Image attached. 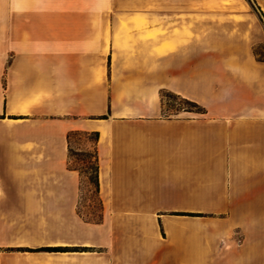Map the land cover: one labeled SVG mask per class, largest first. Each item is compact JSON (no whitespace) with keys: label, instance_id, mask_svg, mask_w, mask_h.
Here are the masks:
<instances>
[{"label":"crops","instance_id":"0c3cea01","mask_svg":"<svg viewBox=\"0 0 264 264\" xmlns=\"http://www.w3.org/2000/svg\"><path fill=\"white\" fill-rule=\"evenodd\" d=\"M250 1L0 0V264H264ZM162 91L201 111L164 113ZM72 132L98 134L100 223L77 212Z\"/></svg>","mask_w":264,"mask_h":264},{"label":"rangeland","instance_id":"374dc122","mask_svg":"<svg viewBox=\"0 0 264 264\" xmlns=\"http://www.w3.org/2000/svg\"><path fill=\"white\" fill-rule=\"evenodd\" d=\"M257 53L260 54V57H264V48L260 50L258 49ZM161 97H162V102L164 105V113L166 114L173 113L176 110H186V111L198 112V110L185 104L182 100L178 98H173L172 96L165 95V93H162ZM70 149H71L70 150L71 166L76 167V168H79V167L84 168V164H85V166L93 167L94 142H93L92 134L90 133L73 134L71 137ZM84 155L88 157L84 159ZM81 181H82L81 182L82 194H81V199H80V203L78 205L77 211L80 212V214L83 216L84 219L95 218V216L97 217L99 214L103 215V212L102 210L100 211L98 202L95 199V196L93 194V188L91 184L89 183L87 177L83 176ZM166 214L178 216V219L183 222V225L186 228H189L191 223L194 221L201 222L205 220L207 216L204 210L201 209V210L196 211V210H192V208H182L181 210H178L175 212H167ZM87 251H91V250L87 248Z\"/></svg>","mask_w":264,"mask_h":264},{"label":"trees","instance_id":"16d2710c","mask_svg":"<svg viewBox=\"0 0 264 264\" xmlns=\"http://www.w3.org/2000/svg\"><path fill=\"white\" fill-rule=\"evenodd\" d=\"M251 4V6L253 7V4L251 3L250 0H248ZM162 93H165V95H168V96H172L173 98H178L180 100H182L185 104L191 106L192 108L201 111V108L195 104L194 102H191V101H188L186 99H183L175 94H172L170 92H166V91H162L160 93V95L162 96ZM75 134V133H69L68 136H67V139L68 141L71 140V137L72 135ZM93 135V142H94V155H93V158H94V164H93V167H90V166H85L84 164V168L82 167H79V168H76L79 172V175H80V193L82 194V187H81V179L83 176H86L89 183L91 184L92 188H93V194L95 196V199L97 200L98 202V205H99V208H100V211L102 210V206H101V202H100V199L98 197V166H97V155H96V148H95V144H96V141H97V137H98V134L96 132H93V133H90ZM71 150V149H70ZM69 150V152H70ZM71 154V152H70ZM82 155V154H81ZM88 156L84 155V159H86ZM84 162V160H83ZM89 163V162H88ZM86 169V170H85ZM81 197V196H80ZM78 212V215L82 218L83 216L80 214L79 211ZM86 222L88 223H100L101 220H102V214H99L97 217L95 216V218H87V219H84ZM27 251H45V252H60V251H65L64 248H59V247H54V248H49V247H44V248H38L36 250H27Z\"/></svg>","mask_w":264,"mask_h":264}]
</instances>
